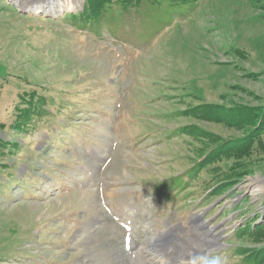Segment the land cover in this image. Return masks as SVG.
Instances as JSON below:
<instances>
[{"label": "rangeland", "instance_id": "1", "mask_svg": "<svg viewBox=\"0 0 264 264\" xmlns=\"http://www.w3.org/2000/svg\"><path fill=\"white\" fill-rule=\"evenodd\" d=\"M81 4L0 0V264L264 252V0L156 2L143 43L64 19Z\"/></svg>", "mask_w": 264, "mask_h": 264}, {"label": "trees", "instance_id": "2", "mask_svg": "<svg viewBox=\"0 0 264 264\" xmlns=\"http://www.w3.org/2000/svg\"><path fill=\"white\" fill-rule=\"evenodd\" d=\"M82 4L73 12L64 14V19L73 23L80 29H87L93 33L100 35L101 31H108L113 37L120 38L122 41L129 39V42L143 43L150 38L149 30L152 27L150 20L145 19V11L150 5L156 2H170L171 4L191 3L196 0H81ZM149 14V13H148ZM127 33V34H125ZM125 34V35H124ZM264 117V111L257 112ZM261 117L252 122V126L259 124ZM0 145H3L0 140ZM244 149V150H243ZM247 148H242L239 152L247 153ZM198 167V166H197ZM197 170H192L189 177L194 175ZM184 182V178H172L167 182V185L161 186L162 188L168 187L166 195L173 190H179L180 184ZM264 218V214H263ZM264 228V221L256 224V229ZM258 232L254 233V236ZM264 237V232L262 233ZM242 263V261H241ZM264 252L255 251L248 259L243 260V264H263Z\"/></svg>", "mask_w": 264, "mask_h": 264}, {"label": "bare ground", "instance_id": "3", "mask_svg": "<svg viewBox=\"0 0 264 264\" xmlns=\"http://www.w3.org/2000/svg\"><path fill=\"white\" fill-rule=\"evenodd\" d=\"M260 178H249L247 179L243 184L242 188L245 190H250L253 194H257L261 192L260 188ZM205 235L209 238L210 245H214L218 241V233L214 232L213 230H207L205 232ZM145 252L147 257L152 258L154 260H159L164 264H173L176 262V255L177 250L181 251L179 248H157L154 246V241L149 240V242L146 245V251L143 248H140ZM148 250V251H147Z\"/></svg>", "mask_w": 264, "mask_h": 264}]
</instances>
